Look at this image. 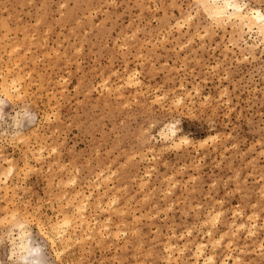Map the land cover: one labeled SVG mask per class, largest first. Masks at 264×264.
Wrapping results in <instances>:
<instances>
[{
    "label": "rangeland",
    "instance_id": "obj_1",
    "mask_svg": "<svg viewBox=\"0 0 264 264\" xmlns=\"http://www.w3.org/2000/svg\"><path fill=\"white\" fill-rule=\"evenodd\" d=\"M223 28L196 0H0V84L18 87L0 98L38 115L0 127V264L19 263L15 209L57 264H203L200 241L212 264H264V41ZM77 189L97 233L58 254L45 236Z\"/></svg>",
    "mask_w": 264,
    "mask_h": 264
},
{
    "label": "bare ground",
    "instance_id": "obj_2",
    "mask_svg": "<svg viewBox=\"0 0 264 264\" xmlns=\"http://www.w3.org/2000/svg\"><path fill=\"white\" fill-rule=\"evenodd\" d=\"M197 6L201 7L203 9V11H205L206 15L208 16L209 22L210 24H214L217 27H224L223 29L227 30L226 27L229 25L232 27V31L231 33L234 36V33H238V40L241 41H246L245 38V32L246 30L249 32H253L255 31L258 36L261 38V40L264 41V13L256 8H249V6L245 5L244 3L242 4V2H240L239 0H196ZM148 6V5H147ZM187 16V15H186ZM192 16V15H190ZM193 17V16H192ZM191 17V18H192ZM185 18V17H184ZM187 19H185L186 21L188 19H190V17H186ZM182 20V18H181ZM183 21V20H182ZM177 22V21H176ZM175 22V23H176ZM177 24V23H176ZM174 24V25H176ZM179 25V23H178ZM181 25V24H180ZM215 28V27H214ZM206 30V29H205ZM170 32V31H169ZM199 32V31H198ZM197 32V33H198ZM205 32V31H204ZM196 33V34H197ZM237 35V34H236ZM32 37V36H31ZM198 37V35H197ZM258 39V38H257ZM163 41V40H162ZM232 43V42H231ZM253 47V45H251ZM237 57V56H236ZM21 58V57H20ZM130 71H128L126 74H128ZM8 75V74H7ZM20 75V74H19ZM135 75L130 72L127 76V84L128 85H133L136 83L135 80ZM22 77V76H21ZM14 78V77H13ZM3 84L2 85V90H3V95H6L7 98H9L10 96H13V94H10V91H12L14 88H18L16 85V82L14 80H11V85H7L9 83V81L7 82L6 77L4 78L3 76ZM19 79V78H18ZM21 79V78H20ZM24 79V78H23ZM105 81V80H104ZM18 83V82H17ZM10 84V83H9ZM105 85V84H104ZM106 87V86H105ZM117 87V86H116ZM182 87V86H181ZM17 90V89H16ZM18 91V90H17ZM196 91V90H195ZM12 93V92H11ZM20 93V92H19ZM189 93V92H188ZM19 95V94H18ZM179 101L181 100V98H177ZM177 100V101H178ZM166 124V123H165ZM168 124V122H167ZM175 124V123H174ZM170 125V124H169ZM166 126V125H165ZM169 127V126H168ZM168 130V129H167ZM179 130V129H178ZM162 131V130H161ZM163 132V131H162ZM170 132L172 135H176L177 132V128L174 127V125H172L170 127ZM169 132V133H170ZM161 133V132H160ZM164 137H168V133L163 132ZM162 136V135H161ZM166 137V138H167ZM171 137V136H170ZM174 137V136H173ZM185 138V137H184ZM168 139V138H167ZM175 139V138H174ZM166 140V139H165ZM182 140V138H181ZM186 140V138H185ZM172 141L175 142V140L172 139ZM177 143V142H175ZM174 143V144H175ZM181 145V143H180ZM41 149V148H39ZM41 156V155H40ZM38 157V156H36ZM35 158V157H34ZM41 158V157H40ZM6 160V159H5ZM11 160V159H10ZM8 167V166H7ZM78 172V171H77ZM13 173V165H11V167H9V169L7 171L3 170L0 171V176L3 174L5 175V181L4 183L6 184L4 186V188H6V193H9L8 191V186H7V180L9 178V176ZM100 173V172H99ZM100 175V174H99ZM98 176V175H97ZM106 178V177H105ZM1 177H0V181H1ZM67 183V182H66ZM65 184V183H64ZM141 184V183H140ZM144 184V183H142ZM99 185V184H98ZM11 189V188H10ZM12 191V190H11ZM119 191V190H118ZM104 193V192H103ZM115 194V193H114ZM73 196V195H72ZM90 195H86L84 194V192L82 193L79 189H77L75 195L73 196V198L71 197V199H74V201H69L70 204L74 203L72 206V210L69 213H66V215H63V221L62 222H52L51 225V229L49 228V230L52 231L51 235L47 234V243L46 245H50V247L47 246V249L52 250L55 247V238L56 239H62V240H71L73 237L76 238V240H84V238H90V237H95L94 235L97 233L96 230H94V226L96 225L97 222H95V224L92 223V219L90 218V216H88L86 214V209L87 206L89 204V198ZM114 198V197H113ZM113 198H112V202H113ZM99 200V199H98ZM68 201V199H67ZM115 201V199H114ZM13 202V201H12ZM16 202V201H15ZM67 202V203H69ZM72 202V203H71ZM100 203V201H99ZM98 203V204H99ZM114 203V202H113ZM112 203V204H113ZM14 204V203H13ZM100 205V204H99ZM111 205V204H110ZM172 205V204H171ZM7 207V205H6ZM103 207V206H102ZM119 207V206H118ZM123 207V206H122ZM16 208V207H15ZM16 210V209H15ZM13 210L14 212L11 213L10 216H5V214L3 215L4 217L2 218V222L3 221H9L10 223L14 224L15 226L17 225L20 229V233L19 235V241L18 242H14L12 243V247L14 245H16V249L19 253V258H18V264H57L54 263V261H51L48 257V253L47 250H45L43 248L42 244H38L36 245L33 242V235L32 232L28 229V225H27V219L28 217L25 215H22L20 212L18 213L17 211ZM117 210V209H115ZM114 210V211H115ZM120 211H123V209ZM11 212V211H10ZM8 213V212H7ZM119 213V212H118ZM123 213V212H122ZM10 214V213H9ZM76 214V217L74 218L73 216ZM8 215V214H6ZM28 215V214H27ZM76 218L79 219V223H77L78 225L81 226V234L79 235L77 232V228L76 226H73V221L75 219L76 222ZM135 218V216H134ZM212 218V217H211ZM107 219V218H106ZM217 219V218H216ZM49 220V219H48ZM52 220V219H51ZM95 220V219H94ZM210 220V218L208 219V221ZM212 220V219H211ZM78 221V220H77ZM107 221V220H106ZM74 222V223H75ZM206 222V221H205ZM211 222V221H210ZM49 223V222H48ZM51 223V222H50ZM101 224V223H100ZM230 224V223H229ZM244 224V223H243ZM65 227H62V226ZM102 225H100L98 231H102ZM105 225V223H104ZM103 225V226H104ZM241 225V224H240ZM236 226L237 228L240 227ZM16 226V227H17ZM243 225H241L242 227ZM12 227V226H11ZM68 227L69 230L64 229ZM71 227V230H70ZM104 228V227H103ZM12 229V228H11ZM80 229V228H79ZM48 230V231H49ZM43 231V230H42ZM118 231V230H117ZM116 231V232H117ZM211 231V230H210ZM115 232V231H114ZM189 232V231H188ZM209 232V231H208ZM10 233V232H9ZM117 234L116 235L117 237ZM205 234V233H204ZM46 235V234H45ZM49 235V236H48ZM79 235V236H78ZM100 236V235H99ZM98 236V237H99ZM101 236H103V233L101 234ZM100 236V237H101ZM203 236V234H202ZM18 237V236H17ZM107 237V236H106ZM118 238V237H117ZM222 238V237H221ZM73 242L74 238L72 239ZM115 240V239H114ZM215 240V238H214ZM217 240V239H216ZM219 240V238H218ZM221 240V239H220ZM12 241V240H11ZM62 242V241H61ZM213 242V241H212ZM215 242H213L211 245H213ZM65 244V243H64ZM63 244V245H64ZM172 244V243H171ZM196 244V243H195ZM216 244V243H215ZM66 245V244H65ZM69 245V243H68ZM71 245V244H70ZM137 245V244H136ZM173 245V244H172ZM219 245V244H218ZM225 245V244H224ZM229 245V242H228ZM169 246V245H168ZM171 246V245H170ZM204 242L200 241L197 243V246L195 245V252H193L194 256H195V260L194 262L196 263L197 260L200 259V257H203L202 259V263L203 264H212L214 262V257L212 255H206L204 256ZM45 247V246H44ZM64 247V246H63ZM61 246V248H63ZM174 247V246H173ZM229 247V246H228ZM14 248V247H13ZM60 248V247H59ZM65 248V247H64ZM169 248V247H167ZM165 248V249H167ZM171 248V247H170ZM183 248V247H182ZM55 249V248H54ZM53 249V251H54ZM213 249V248H212ZM58 249H55V252H59L57 251ZM61 252V249H59ZM63 250V249H62ZM180 250V249H178ZM182 250V249H181ZM80 251V250H79ZM194 251V250H193ZM54 252V254H56ZM14 253V252H13ZM51 254H53V252H51ZM59 254V253H58ZM179 254V253H178ZM16 255V254H15ZM230 255V254H229ZM228 255V256H229ZM225 256H227V253L225 254ZM176 258V256H175ZM224 259V258H223ZM222 259V260H223ZM54 260V259H53ZM167 260H169V256L167 258ZM174 260V259H172ZM177 260V259H175ZM221 260V263L223 262ZM238 261V260H237ZM17 262V261H16ZM193 262V263H194ZM225 262V261H224ZM15 263V262H14ZM176 263V262H175ZM198 263V262H197ZM17 264V263H16ZM178 264V262H177ZM223 264V263H222Z\"/></svg>",
    "mask_w": 264,
    "mask_h": 264
},
{
    "label": "clouds",
    "instance_id": "obj_3",
    "mask_svg": "<svg viewBox=\"0 0 264 264\" xmlns=\"http://www.w3.org/2000/svg\"><path fill=\"white\" fill-rule=\"evenodd\" d=\"M8 101L0 98V127L7 125L13 135H19L25 126L32 125L37 122L38 115L32 111L30 106H24L15 114L9 115L5 113Z\"/></svg>",
    "mask_w": 264,
    "mask_h": 264
}]
</instances>
